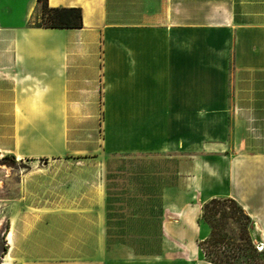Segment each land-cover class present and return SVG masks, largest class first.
Segmentation results:
<instances>
[{"label":"crops","instance_id":"obj_1","mask_svg":"<svg viewBox=\"0 0 264 264\" xmlns=\"http://www.w3.org/2000/svg\"><path fill=\"white\" fill-rule=\"evenodd\" d=\"M46 1L81 27L0 0V157L29 163L0 197L9 264H214L211 198L264 247V0Z\"/></svg>","mask_w":264,"mask_h":264},{"label":"trees","instance_id":"obj_2","mask_svg":"<svg viewBox=\"0 0 264 264\" xmlns=\"http://www.w3.org/2000/svg\"><path fill=\"white\" fill-rule=\"evenodd\" d=\"M42 2L40 9L41 22L35 26L39 27H81V9L79 7H50L46 0ZM4 159L11 156L4 155ZM229 201L236 207L238 215L229 213L224 210L223 205ZM229 219L240 225L239 236L236 241L228 234L223 232L217 226V220L214 216ZM243 219L246 222H243ZM201 222L210 225V232L207 237L200 239L198 244L205 258L214 264H252L253 254H258L259 249L256 241L252 236L254 228L251 217L246 213L243 207L233 198H211L202 205ZM4 235V233H3ZM5 247V246H4ZM264 252L263 250H260ZM264 264V261L256 262Z\"/></svg>","mask_w":264,"mask_h":264},{"label":"rangeland","instance_id":"obj_3","mask_svg":"<svg viewBox=\"0 0 264 264\" xmlns=\"http://www.w3.org/2000/svg\"><path fill=\"white\" fill-rule=\"evenodd\" d=\"M41 5L42 2H40V8L39 10H37L34 15L32 16L31 19V24L32 25H37L38 23L41 22V18H40V9H41ZM192 83V80H191ZM229 117V116H228ZM230 119L228 121L227 124H223L222 125V133L223 136L226 137L225 139H227L228 142H230V133H231V123H230ZM213 130V128H212ZM214 135L213 131L211 132H199L198 129L196 128V126H191V133H190V140H191V150L190 153L191 155H203V151H201V149L199 147H201V144L203 142V139H205L206 141L210 142L211 141V137ZM257 138H263L261 137L260 134H256L255 135ZM213 137V136H212ZM207 159H209L207 157ZM191 160H193V157L191 156ZM132 162V159L127 160V161H118L117 159H115L114 163L115 164H129ZM37 162H30V164H36ZM40 164L43 162H39ZM29 163H24V162H18V161H13L10 158H6L4 159L3 157H0V197L4 196L5 193V185H6V176L9 174L6 170V167H27ZM69 164V163H68ZM161 164V163H159ZM227 198V197H226ZM226 198H222V199H226ZM208 201V200H207ZM224 210H226V212L229 213H235L236 215H238L237 209L236 207H234V205L232 203H230L229 201L225 202L223 205ZM4 218H5V206H4V202H0V221L4 222ZM214 218L217 220V226L220 227V230H222L223 232H228V234L233 238L234 241H236L237 237L239 236V232H240V225L237 223L232 222L229 219H223L222 217H218V215L214 216ZM243 222H246L245 219H243ZM202 227H203V231L202 232V237L205 238L208 236L209 232H210V225L207 224L206 222H202ZM3 230H4V223L2 225V227H0V264H5V245H4V235H3ZM253 232V230L251 231ZM136 241V240H134ZM257 245H259L257 243ZM260 249L256 248V250L259 252L258 254H253L254 258L252 259V264H256V262H260V261H264V252L260 251L263 250V246L259 245ZM1 257L2 260H1Z\"/></svg>","mask_w":264,"mask_h":264},{"label":"bare ground","instance_id":"obj_4","mask_svg":"<svg viewBox=\"0 0 264 264\" xmlns=\"http://www.w3.org/2000/svg\"><path fill=\"white\" fill-rule=\"evenodd\" d=\"M4 260H5V264H9L10 263V257L6 254L5 257H4Z\"/></svg>","mask_w":264,"mask_h":264},{"label":"built area","instance_id":"obj_5","mask_svg":"<svg viewBox=\"0 0 264 264\" xmlns=\"http://www.w3.org/2000/svg\"><path fill=\"white\" fill-rule=\"evenodd\" d=\"M259 249H260V247H259Z\"/></svg>","mask_w":264,"mask_h":264}]
</instances>
